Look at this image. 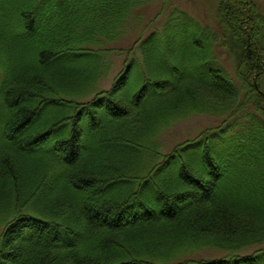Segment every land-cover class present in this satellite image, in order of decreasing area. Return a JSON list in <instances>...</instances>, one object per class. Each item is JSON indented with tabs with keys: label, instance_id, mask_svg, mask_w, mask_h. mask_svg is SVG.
<instances>
[{
	"label": "trees",
	"instance_id": "trees-1",
	"mask_svg": "<svg viewBox=\"0 0 264 264\" xmlns=\"http://www.w3.org/2000/svg\"><path fill=\"white\" fill-rule=\"evenodd\" d=\"M152 1L0 0V264H264V7L217 0L237 82L171 14L101 88ZM193 114L226 120L163 154Z\"/></svg>",
	"mask_w": 264,
	"mask_h": 264
},
{
	"label": "rangeland",
	"instance_id": "rangeland-1",
	"mask_svg": "<svg viewBox=\"0 0 264 264\" xmlns=\"http://www.w3.org/2000/svg\"><path fill=\"white\" fill-rule=\"evenodd\" d=\"M257 1L258 4L264 7V0ZM218 11L219 3L217 0H154L139 7L125 22L124 34L113 46V48L119 51L114 52L111 55L112 57L108 59L110 63V75L108 80L100 82L101 88L108 89V84L122 71L125 61H130L131 55H129V50L135 43L137 44L136 49H138L139 43H143L152 35L163 33V28L166 27L167 22L171 18V14H176L175 17L182 15L185 17L184 19L188 20V26H194L195 24L200 30L210 32L217 37V41L213 44L211 51L212 62H209L213 66L211 69L221 71L231 82H237L234 55L232 51L228 50L230 48L228 46L229 42L223 39V31L218 26ZM184 40H186V37ZM188 40H191L190 37ZM222 46L227 47L226 50L222 49ZM247 110H249V107ZM225 120L226 116H219L217 114H193L189 118L173 122L171 126L157 136L156 140L161 146V152L166 155L179 144L194 140L206 129L221 127ZM232 123L230 122V124ZM237 124L240 126L236 129L231 128L230 136H234L232 134L234 132L242 131L246 120L240 119ZM224 256L225 254L222 252L203 251L195 254L191 258L206 260L219 259Z\"/></svg>",
	"mask_w": 264,
	"mask_h": 264
}]
</instances>
